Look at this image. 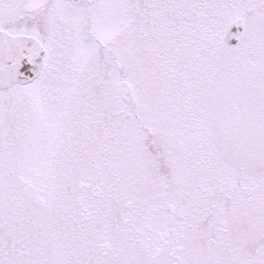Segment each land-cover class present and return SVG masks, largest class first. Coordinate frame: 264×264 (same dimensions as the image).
<instances>
[{
	"label": "snow or ice",
	"instance_id": "6c2138e0",
	"mask_svg": "<svg viewBox=\"0 0 264 264\" xmlns=\"http://www.w3.org/2000/svg\"><path fill=\"white\" fill-rule=\"evenodd\" d=\"M0 264H264V0H0Z\"/></svg>",
	"mask_w": 264,
	"mask_h": 264
}]
</instances>
